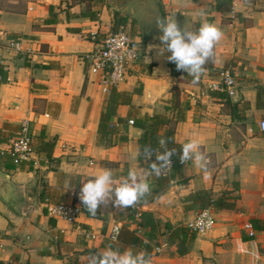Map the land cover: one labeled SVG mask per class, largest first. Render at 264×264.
I'll use <instances>...</instances> for the list:
<instances>
[{
    "label": "crops",
    "instance_id": "obj_1",
    "mask_svg": "<svg viewBox=\"0 0 264 264\" xmlns=\"http://www.w3.org/2000/svg\"><path fill=\"white\" fill-rule=\"evenodd\" d=\"M89 1L100 8L97 20L79 15ZM116 5L126 9L125 31L135 26L131 34L139 40L141 56L115 89L130 100L117 106L113 131L101 142L98 124L108 94L98 76L87 71L83 55L95 46L90 34L100 38L111 31ZM163 18L190 31L204 22L222 31L199 81L177 70L167 59L170 53L158 54L157 21ZM9 39L19 40L20 53L7 46ZM0 64L5 72L0 83V264H76L111 246L115 225L140 239L111 247L146 251L151 264H264V132L258 127L264 105H257L264 104V0H232L231 10L224 12L215 8V0H0ZM225 67L237 81V94L229 97L239 102L235 109L220 91L209 89ZM176 102L182 113L174 141L198 140L207 168L192 160L183 163L156 198L135 205L137 213L152 212L175 228L185 227L199 209L186 199L191 193L205 191L234 204L231 209L211 206L214 227L194 233L187 253L166 243L163 226L147 238L139 216L115 219L112 203L101 205L95 216L84 208L74 223L47 213L48 203L76 201L82 183L105 169L117 183L130 168L145 173L150 196L154 177L139 154L143 129L129 120L155 113L175 118ZM23 119L33 136L35 165H15L7 153ZM49 140L54 141L51 159L37 152ZM86 232L97 237L86 238Z\"/></svg>",
    "mask_w": 264,
    "mask_h": 264
},
{
    "label": "clouds",
    "instance_id": "obj_2",
    "mask_svg": "<svg viewBox=\"0 0 264 264\" xmlns=\"http://www.w3.org/2000/svg\"><path fill=\"white\" fill-rule=\"evenodd\" d=\"M157 27L161 42L158 54L170 53L167 59L175 63L177 70L187 73L193 78V82L199 81L204 65L214 58V48L222 39V31L207 22L202 23L198 30L190 31L182 29L175 19L168 18L158 20ZM159 143L163 150L155 154V160H152L151 146L143 148L145 161H150L147 174L161 175L171 166L172 156L177 154L175 148H168L166 140L161 139ZM179 159L182 163L192 160L202 170L207 168V158L196 139H189L181 144ZM149 192L150 185L146 174L136 168H130L127 178L119 183L112 171L105 169L82 183L79 199L87 212L95 216L101 205L112 203L115 207H131ZM200 219L202 224L204 217ZM201 224H194L193 227H200ZM89 264H151V258L146 251L133 252L131 249H125L121 252L109 246L102 252L93 254Z\"/></svg>",
    "mask_w": 264,
    "mask_h": 264
},
{
    "label": "trees",
    "instance_id": "obj_3",
    "mask_svg": "<svg viewBox=\"0 0 264 264\" xmlns=\"http://www.w3.org/2000/svg\"><path fill=\"white\" fill-rule=\"evenodd\" d=\"M232 7V0H215V8L218 11H230ZM52 7H49V14L52 15ZM100 12V8L94 6V4L89 1L84 10L79 13L80 16L87 17L91 20H97ZM127 17L122 12L115 10L113 13V21L111 26V31L115 32L118 30H125L127 25ZM0 83L5 79V72L0 67ZM226 101L228 106L231 108H237L239 102H231L230 98L226 95L225 92L220 91L219 94ZM130 97L123 93L116 92V90H112L108 93V97L106 99V103L103 107L99 118L98 124V136L99 141L107 142V136L113 131V117L116 116V108L120 103H129ZM178 102V101H177ZM176 102L175 106L178 107L175 118H171L166 114L155 113L152 115L145 114L143 116H139L133 120V124L143 129V134L140 138V147L139 154L142 159L145 160L143 155V148L145 146H151L153 149L152 160H155V154L163 149L160 146V140L164 139L168 142V148H175L176 155L172 156V164L169 171H164L161 175L156 176L152 174L154 177V188L151 190V195L143 197L139 202L147 199L156 198L163 190H165L173 176L176 172H178L182 166V162L179 159V153L181 151V144L174 141V131L177 122L181 119L182 110L179 108L178 103ZM257 105L261 104L260 101H257ZM245 106H248V103H245ZM116 122H123L122 118H117ZM54 141L49 140L45 142H41L37 146V152L43 151L48 159H51V153L53 149ZM146 162V161H145ZM150 161L146 162V166L148 168V164ZM149 170V168H148ZM187 200L192 201L197 204L199 208L205 207H217L220 209H231L234 204L231 201L226 200L223 197L218 199H212L207 192L205 191H197L189 194L186 197ZM138 202V203H139ZM137 203V204H138ZM87 211V210H86ZM88 213V212H87ZM137 211L135 209V205L127 208L115 207L113 205V216L115 219H125L129 218L132 215L136 214ZM139 222L138 225L140 227H144L147 229V238L153 237V233L157 230L158 227L163 226L168 232L166 236V243L168 245H175L179 254H185L189 251L190 243L193 238V232L190 231L186 226L180 227H172L169 222H162L159 218L155 217L152 212H140L139 213ZM253 223L254 220H253ZM140 238L135 234V232L128 230L125 227H121L119 229V233L117 235V241L112 242L111 246L115 247L119 243H134L137 242ZM146 249L149 251L150 246H146ZM92 253V252H91Z\"/></svg>",
    "mask_w": 264,
    "mask_h": 264
},
{
    "label": "built area",
    "instance_id": "obj_4",
    "mask_svg": "<svg viewBox=\"0 0 264 264\" xmlns=\"http://www.w3.org/2000/svg\"><path fill=\"white\" fill-rule=\"evenodd\" d=\"M170 0H166L169 2ZM89 39L95 42L92 50L83 55L87 62V71L90 74L98 76V84L102 92L109 93L115 90L121 82L127 77L130 68L136 64L141 56V46L136 36L125 30L115 32L108 31L102 37L96 34H90ZM8 47L16 53L21 52V44L17 39H9ZM0 67L2 65L0 64ZM2 69H4L2 67ZM1 78V77H0ZM237 81L230 67H225L218 72V80L209 85L210 90H218L226 93L228 97H234L237 94ZM133 123V120H129ZM259 130L264 132V118L258 121ZM65 147V146H64ZM7 153L15 165L37 164V153L31 134L28 119H23L17 132L7 142ZM171 166L165 171H169ZM84 206L79 199V192L76 193V201L70 203H48L47 213L58 219L68 222H76L83 213ZM135 216H139L138 213ZM201 217L204 220L201 224ZM211 221L209 224L208 221ZM216 223L211 207L199 208L194 216L186 222V227L196 234H205L211 230ZM194 224H201L200 227H193ZM248 235L254 236V230L250 223L245 224ZM119 227L114 226L109 240L116 242ZM86 238L95 239L97 234L86 232ZM159 252L160 248L155 247ZM95 253H90L85 259H77L76 264H89L90 257Z\"/></svg>",
    "mask_w": 264,
    "mask_h": 264
},
{
    "label": "water",
    "instance_id": "obj_5",
    "mask_svg": "<svg viewBox=\"0 0 264 264\" xmlns=\"http://www.w3.org/2000/svg\"><path fill=\"white\" fill-rule=\"evenodd\" d=\"M115 8H116V10H118V11H120V12H122V10H123V6H121V5H116V6H114ZM126 10V9H125ZM125 10H123V11H125ZM6 176V175H5Z\"/></svg>",
    "mask_w": 264,
    "mask_h": 264
},
{
    "label": "rangeland",
    "instance_id": "obj_6",
    "mask_svg": "<svg viewBox=\"0 0 264 264\" xmlns=\"http://www.w3.org/2000/svg\"><path fill=\"white\" fill-rule=\"evenodd\" d=\"M133 27L135 29V26H130L128 29H126V31L130 32V33H135L134 30H133Z\"/></svg>",
    "mask_w": 264,
    "mask_h": 264
}]
</instances>
